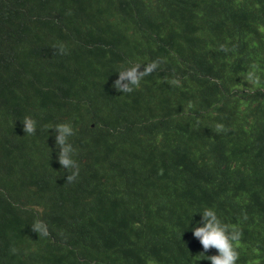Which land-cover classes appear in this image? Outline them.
<instances>
[{
    "label": "trees",
    "instance_id": "1",
    "mask_svg": "<svg viewBox=\"0 0 264 264\" xmlns=\"http://www.w3.org/2000/svg\"><path fill=\"white\" fill-rule=\"evenodd\" d=\"M206 208L264 264V0H0V264H212Z\"/></svg>",
    "mask_w": 264,
    "mask_h": 264
},
{
    "label": "clouds",
    "instance_id": "2",
    "mask_svg": "<svg viewBox=\"0 0 264 264\" xmlns=\"http://www.w3.org/2000/svg\"><path fill=\"white\" fill-rule=\"evenodd\" d=\"M63 51V48L61 49ZM156 67V62H153L151 65L145 68L144 73L141 76H137L136 72L138 66H133L127 71H121L120 79L116 81L114 87L121 92H131L133 89L127 84H122V81L127 79L131 82L132 85L139 86V81L142 79L143 75L150 74L151 71ZM24 132L33 135L36 130V121L30 117H25L24 121ZM58 131L61 135L57 136V144L63 145L66 135H71V129L65 124L56 125ZM67 149H63L60 157V163L62 166L67 167L69 161L65 158V152ZM77 173L68 178L69 182H72L76 177ZM203 217L208 221L204 227H198L194 230V235L200 238V242L203 245L204 253L208 251L210 247H215L219 252V256L207 257L211 260L212 264H235L239 258V253L236 250L234 242L238 241L240 238V232L236 229H232L233 235L229 239L225 235L223 229L216 227L212 221L216 220V212L213 209L206 208L203 211ZM211 218V220H209ZM226 228H229L227 225ZM33 230L40 232L41 236H47L48 232L43 228L39 223L33 225Z\"/></svg>",
    "mask_w": 264,
    "mask_h": 264
}]
</instances>
